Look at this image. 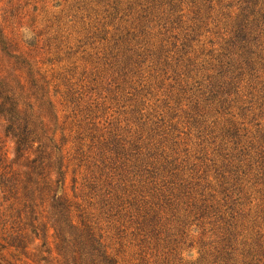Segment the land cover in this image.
Instances as JSON below:
<instances>
[{
	"label": "rangeland",
	"instance_id": "1",
	"mask_svg": "<svg viewBox=\"0 0 264 264\" xmlns=\"http://www.w3.org/2000/svg\"><path fill=\"white\" fill-rule=\"evenodd\" d=\"M170 6L157 0H0V79L17 89L26 85L27 102L37 101L29 108L36 118L52 101L59 119L46 120L55 130L57 146L49 153L58 194L70 204L75 222L92 224L103 234L120 264H225L215 258L230 214L222 205L220 171L227 162L219 146L222 128L234 123L242 151L235 158L240 188L232 207L243 223L240 239L246 241L239 247L250 248L249 258L264 264V89L251 92L241 84V91L229 96L228 112L206 103L207 94L176 63L186 58L181 48L190 24L204 27L195 37L206 41V50L217 47L221 38L214 14L195 22L196 8L187 0L173 10ZM145 14L151 16L147 23ZM141 27L149 32L143 35ZM127 32L132 35L129 49L141 55H116L115 39ZM141 40L146 50L136 49ZM207 60L203 55L198 62ZM8 123L0 113V149L8 151L6 162H11L15 142L7 135ZM102 133L129 144L138 140L144 152L170 153L171 166L189 182L190 193L170 205L164 203L161 178L157 184L146 174L139 176L138 186L154 195L163 223L158 238L147 239L128 219L113 215L112 194L121 176L118 170L104 172L98 148ZM219 205L222 211L216 213ZM45 221L57 223L49 215ZM6 234L0 228V264H45L32 248L25 253L11 246Z\"/></svg>",
	"mask_w": 264,
	"mask_h": 264
},
{
	"label": "trees",
	"instance_id": "2",
	"mask_svg": "<svg viewBox=\"0 0 264 264\" xmlns=\"http://www.w3.org/2000/svg\"><path fill=\"white\" fill-rule=\"evenodd\" d=\"M157 1L160 4L169 3L173 10L179 5V1L184 0ZM187 1L196 8L195 22L197 19L204 23L205 18L208 19L214 14L213 20L217 32L220 31L221 40L217 47L212 46L206 50L203 46L206 41L201 44L200 38L195 37L196 33L203 34L204 27L200 22L196 26L190 24L186 28L188 31L181 48L186 58H178L176 69H181L180 73H185V77L195 79L196 88L207 94L206 103L225 107L223 112H228L229 96L239 93L242 86H248L252 89L251 92L258 88L264 89V0ZM114 8L116 11L121 10L118 2ZM143 19V23H147L151 16L145 14ZM206 29V32L211 31L208 27ZM140 32L144 35L149 30L141 27ZM131 37L130 32L117 36L114 44L116 46L113 48L116 55H131L130 51L134 55H141L129 49ZM195 40H198L195 43L197 46L193 45ZM208 42L210 45L215 44L211 39ZM136 47L146 50L145 40L137 41ZM203 55L208 60L199 64L198 59ZM1 86L5 89L0 90V113L7 118V135L10 134L15 142V153L10 158L11 162H6L9 158L8 151L1 152L0 149V228L7 232L9 244L25 253L28 248H32L35 250L32 254L45 264H120L109 251L103 234H97L92 224L75 222L70 216V204L58 194L59 179L52 177V154L49 153L50 147L57 146L55 130L50 129L46 120L54 119L57 122L59 119V115L54 113L52 101L46 106V113H41L42 117L36 118L29 108H33L37 101L27 102L24 83L18 85L17 89L0 79ZM217 109V112L223 113ZM222 129L223 139L219 149L227 162L224 164L225 169L220 171L224 200L222 205L226 206L230 214L227 217L228 226L222 239V248L219 256L215 258L221 259L225 264H238L241 261L244 264H259L249 258L250 248L244 252L239 247L240 244H246V241L240 239L242 232L238 230L243 223L232 207L238 201L235 195L240 188V163H235V158L242 151L236 140L239 133L234 123L230 128ZM94 138L91 134L92 141ZM98 142L101 143L97 146L106 175H110V171L118 170L121 176L120 186L112 194L116 200L115 207L112 208L115 210L113 215L118 220L121 217L128 219L130 225L135 224L138 228L137 233L143 234L147 239L158 238L160 232L157 229L163 223L159 222L158 211L156 213V203L151 197L154 195L145 193L148 191L138 186L142 184L139 176L146 174L153 182L161 178L163 200L170 205L190 193L189 182L180 175L178 168L171 166L170 153L159 150L144 152L138 140L129 144L119 136L107 137L104 133ZM231 142L233 145H230ZM151 158H155V161ZM165 191L168 192L165 194ZM219 211H222L221 205L216 206V213ZM48 215L57 223L48 225L45 221ZM50 227L53 229L51 233ZM29 238L30 241L26 242Z\"/></svg>",
	"mask_w": 264,
	"mask_h": 264
}]
</instances>
